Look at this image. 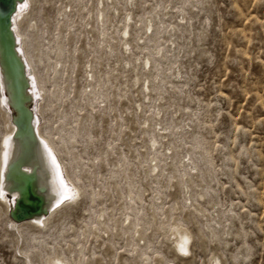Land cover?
<instances>
[{
	"label": "rangeland",
	"instance_id": "374dc122",
	"mask_svg": "<svg viewBox=\"0 0 264 264\" xmlns=\"http://www.w3.org/2000/svg\"><path fill=\"white\" fill-rule=\"evenodd\" d=\"M26 18L51 60L40 118L81 194L43 230L0 204V264H264V0H33ZM148 57L141 90L123 61ZM187 154L203 172L190 198ZM176 227L194 236L185 257Z\"/></svg>",
	"mask_w": 264,
	"mask_h": 264
},
{
	"label": "bare ground",
	"instance_id": "6f19581e",
	"mask_svg": "<svg viewBox=\"0 0 264 264\" xmlns=\"http://www.w3.org/2000/svg\"><path fill=\"white\" fill-rule=\"evenodd\" d=\"M32 2L33 0H0V115L6 125V135L0 144V204H3L5 209L9 210L10 217L14 218L12 227L29 226L43 230L48 221L67 204L76 201L81 192L72 184L59 162L56 145L49 135L50 130L40 118L43 112V98L40 77L37 74L39 69L47 67L51 60H47L42 56V52L40 53L39 37L33 32L31 22H28V29L33 32V36H27L20 29V25L27 20ZM155 14L158 21H161L159 13ZM98 16L102 17L103 22L104 11L100 10ZM145 27L153 31V22L150 20ZM36 31L38 32L37 27ZM122 36H129L128 27L124 28ZM174 44L172 42L167 46L168 52ZM128 46L127 41L122 44V47ZM136 61V58L133 61L127 59L123 61V65L128 66L133 73L136 86L141 84L143 90L146 84L149 90V78L141 76L140 72H143L146 64L151 68L152 59L148 57L146 62H139V66ZM53 73L52 78L56 77L58 72L53 68ZM161 111L159 108L158 113ZM145 122H149V119ZM160 126L163 132L169 130L168 125ZM162 135L167 138L165 134ZM152 144L157 147L159 145L157 140ZM186 163L179 162V168L174 172L178 176L180 195L183 197L186 194L190 198L193 188L198 187L197 183L200 182L203 172L201 166L195 163L189 154ZM196 195L200 199L204 198L202 193L194 191L192 196L195 198ZM159 196L160 194L157 195ZM132 199L130 196L129 201ZM197 202L193 206L195 217H205L206 223L203 226L212 239L217 243L221 242ZM25 203L27 206L22 207ZM176 209H180L178 204ZM99 218H102L101 214ZM215 225L220 227L217 222ZM224 235L223 230L221 237ZM172 237L171 244L175 252L185 257L192 247L193 234L176 227ZM182 247L184 251H181Z\"/></svg>",
	"mask_w": 264,
	"mask_h": 264
},
{
	"label": "built area",
	"instance_id": "2783aa9c",
	"mask_svg": "<svg viewBox=\"0 0 264 264\" xmlns=\"http://www.w3.org/2000/svg\"><path fill=\"white\" fill-rule=\"evenodd\" d=\"M69 12V10H66V13ZM101 22V21H100ZM123 39H127V36H124ZM87 81H89V77H87Z\"/></svg>",
	"mask_w": 264,
	"mask_h": 264
},
{
	"label": "water",
	"instance_id": "95a60500",
	"mask_svg": "<svg viewBox=\"0 0 264 264\" xmlns=\"http://www.w3.org/2000/svg\"><path fill=\"white\" fill-rule=\"evenodd\" d=\"M25 206H27V203H25V205H22V207H25ZM15 214H17V211H15ZM11 218L14 220L13 217H11Z\"/></svg>",
	"mask_w": 264,
	"mask_h": 264
},
{
	"label": "snow or ice",
	"instance_id": "6c2138e0",
	"mask_svg": "<svg viewBox=\"0 0 264 264\" xmlns=\"http://www.w3.org/2000/svg\"><path fill=\"white\" fill-rule=\"evenodd\" d=\"M185 243H187V241H185ZM181 251H184L183 247L181 248Z\"/></svg>",
	"mask_w": 264,
	"mask_h": 264
}]
</instances>
